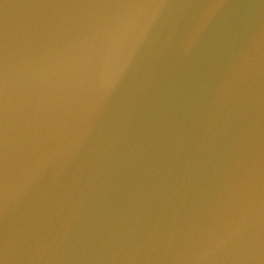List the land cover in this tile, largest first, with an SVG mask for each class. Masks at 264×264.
I'll return each mask as SVG.
<instances>
[{
	"label": "water",
	"instance_id": "1",
	"mask_svg": "<svg viewBox=\"0 0 264 264\" xmlns=\"http://www.w3.org/2000/svg\"><path fill=\"white\" fill-rule=\"evenodd\" d=\"M264 79V0H0V264H196Z\"/></svg>",
	"mask_w": 264,
	"mask_h": 264
}]
</instances>
